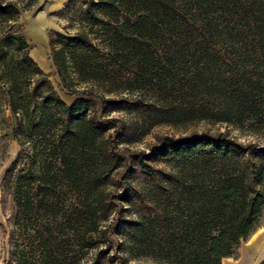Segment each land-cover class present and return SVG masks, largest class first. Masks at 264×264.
<instances>
[{"label":"trees","instance_id":"trees-1","mask_svg":"<svg viewBox=\"0 0 264 264\" xmlns=\"http://www.w3.org/2000/svg\"><path fill=\"white\" fill-rule=\"evenodd\" d=\"M24 1L0 0V99L19 148L0 185V264L234 258L264 221V0H66L75 33L51 60L71 104L29 56ZM143 92L154 125L259 141L192 135L131 153L137 133L108 117Z\"/></svg>","mask_w":264,"mask_h":264},{"label":"rangeland","instance_id":"rangeland-1","mask_svg":"<svg viewBox=\"0 0 264 264\" xmlns=\"http://www.w3.org/2000/svg\"><path fill=\"white\" fill-rule=\"evenodd\" d=\"M31 5L22 11L18 19V25L24 26V35L31 46L30 58L37 64L39 69L49 76L53 89L57 95L67 104H71L75 97L62 88L59 77L55 74L54 64L51 60L52 50L57 47L58 34L67 35L75 33L76 23L73 21L74 13L62 12L66 0H25ZM77 88V85L74 86ZM79 87V86H78ZM73 89V87H72ZM70 90V89H69ZM70 92V91H69ZM139 96L124 94V97L132 103L122 113H114L108 118H115L133 129L136 134V142L128 148L131 153H148L151 148L159 144L165 138H183L192 135H217L228 133L236 137L241 143H254L259 141L252 135L221 124H209L197 122L186 125H154L147 118L146 103L153 100L151 93H138ZM11 114L8 106L0 99V185L5 171L14 161L18 153V145L10 137ZM161 167H163L161 165ZM114 194L116 193L115 190ZM122 189L118 192L121 193ZM1 199V187H0ZM116 207L119 204H115ZM10 204L7 205L6 214H9ZM0 224L5 225V217L0 204ZM121 230L115 231V244L121 248L124 241L120 234ZM0 231V238H1ZM1 241V239H0ZM1 256V253H0ZM1 259V257H0ZM264 261V221L256 232L246 241L241 242L234 258L225 259L222 264H262ZM1 262V260H0ZM143 261H130L128 264H142Z\"/></svg>","mask_w":264,"mask_h":264},{"label":"crops","instance_id":"crops-1","mask_svg":"<svg viewBox=\"0 0 264 264\" xmlns=\"http://www.w3.org/2000/svg\"><path fill=\"white\" fill-rule=\"evenodd\" d=\"M224 260H225V259H224ZM224 260H223V261H224ZM223 261H222V263H223Z\"/></svg>","mask_w":264,"mask_h":264}]
</instances>
